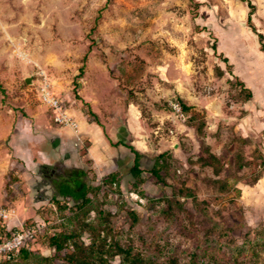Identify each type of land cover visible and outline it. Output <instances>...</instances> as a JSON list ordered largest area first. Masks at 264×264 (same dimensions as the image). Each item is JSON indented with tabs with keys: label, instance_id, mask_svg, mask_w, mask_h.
Here are the masks:
<instances>
[{
	"label": "rangeland",
	"instance_id": "374dc122",
	"mask_svg": "<svg viewBox=\"0 0 264 264\" xmlns=\"http://www.w3.org/2000/svg\"><path fill=\"white\" fill-rule=\"evenodd\" d=\"M248 1L264 42V0ZM248 12L243 0H0V25L34 61L18 60L0 31V233L40 226L28 257L8 264H68L72 245L56 253L49 240L72 231L133 246L147 264H264V136L235 129L251 93L224 60L251 73L264 58ZM41 75L78 125L61 161L41 157L47 130L69 129L42 101ZM119 143L143 151L140 175ZM72 167L86 173V200L53 202L50 179Z\"/></svg>",
	"mask_w": 264,
	"mask_h": 264
},
{
	"label": "trees",
	"instance_id": "16d2710c",
	"mask_svg": "<svg viewBox=\"0 0 264 264\" xmlns=\"http://www.w3.org/2000/svg\"><path fill=\"white\" fill-rule=\"evenodd\" d=\"M243 1L247 2V6L249 8L247 23L249 24V27L252 29V31L257 35L261 51L264 52L263 35L261 33H257L254 26L251 25V15L255 7L248 0ZM224 60L226 63H228L227 59L224 58ZM82 72L83 71L81 68L80 74H82ZM239 84L244 87L241 82ZM75 96L78 98V95ZM178 103L180 104L183 113L187 115L190 111V108L180 99ZM87 107L88 114L91 115L98 124L96 121V115L92 112L89 105H87ZM110 144L112 145L111 142ZM119 144L127 147L134 154L131 173L134 176L140 175L142 172L140 169V158L142 156L141 153L135 150V148L132 146H128L123 143ZM151 173L157 177V179H161L156 166L152 168ZM50 183L54 189V193L51 197L53 202H58L60 199H69L71 202H73V204H77L79 202H84L87 198L89 187L86 181V173L82 169L72 167L66 168L63 171H59L53 175V177L50 179ZM33 226L34 225L28 227ZM15 232H17V230L0 233V241L10 237L11 234ZM49 244L56 253L62 252L68 244H70V246L72 245V252L66 253L63 256L64 260L68 264H112L111 259L115 257L120 259L118 264H147L142 257V254L138 252L133 246L124 247L119 243V241L115 239L108 241V236L100 235L95 232H93V235L91 234L88 244H85L83 241H81L80 233L75 231L52 236L50 237ZM18 254L23 258L28 257V253L25 251L24 247L18 251ZM13 259V256L10 258H2L0 260V264H8ZM168 264H178V261L176 258L171 257L169 258ZM188 264H193V261L189 262Z\"/></svg>",
	"mask_w": 264,
	"mask_h": 264
},
{
	"label": "crops",
	"instance_id": "0c3cea01",
	"mask_svg": "<svg viewBox=\"0 0 264 264\" xmlns=\"http://www.w3.org/2000/svg\"><path fill=\"white\" fill-rule=\"evenodd\" d=\"M224 56L228 59L229 64L232 66L233 77L239 80L244 85L243 88L247 89L248 92L251 93V98H249V100L241 102L240 108L243 110L242 117L240 119L231 117L232 120H239V123L235 124V129L240 132V135L243 139L247 138L250 132L256 133V131L260 133V136H264V58L262 57V54L259 55L258 67L249 69L251 73H245L244 70L238 68L235 64V61H233V59L228 54H224ZM240 56L242 59H246V52L242 50ZM198 106L201 107L202 105L199 104ZM207 113L208 118L214 117L213 113L209 111ZM231 119H226V121L229 122ZM92 126L82 123L83 133L89 136V138H95L101 148L109 149V137L105 135L104 131H102L97 124H93ZM212 127H216V125L213 124ZM65 134H72V130L66 129V131H62L58 128H50L47 130V137L51 138V150L49 153L41 151V157H43L44 163H46L49 158L53 159L54 161H61L65 159ZM89 149V154L92 156V154L95 152H92L93 150L91 147ZM135 150L141 154L143 152L140 149ZM15 156L21 160H24L22 155L15 154Z\"/></svg>",
	"mask_w": 264,
	"mask_h": 264
},
{
	"label": "built area",
	"instance_id": "2783aa9c",
	"mask_svg": "<svg viewBox=\"0 0 264 264\" xmlns=\"http://www.w3.org/2000/svg\"><path fill=\"white\" fill-rule=\"evenodd\" d=\"M44 81V84L41 88V99L43 102L47 103L51 108L55 121L62 127H67L69 129L77 130L78 125L73 119L67 114L63 104L54 98L50 91L48 90L49 83L47 82L46 76L41 75ZM172 109L179 117L183 118L184 113L181 109L179 103L171 104ZM1 214L6 216V211H2ZM40 230L39 225H34L33 227L22 228L21 230L11 234L10 237H7L0 241V260L2 258H10L14 256L18 251L26 245V243L36 236Z\"/></svg>",
	"mask_w": 264,
	"mask_h": 264
},
{
	"label": "clouds",
	"instance_id": "9594fccd",
	"mask_svg": "<svg viewBox=\"0 0 264 264\" xmlns=\"http://www.w3.org/2000/svg\"><path fill=\"white\" fill-rule=\"evenodd\" d=\"M9 26L7 25H0V31L4 32L5 38L8 40L9 44L12 47L13 55L24 63H31L34 62L30 53L25 50L24 46L21 43L19 37L14 35L12 32L8 31Z\"/></svg>",
	"mask_w": 264,
	"mask_h": 264
},
{
	"label": "water",
	"instance_id": "95a60500",
	"mask_svg": "<svg viewBox=\"0 0 264 264\" xmlns=\"http://www.w3.org/2000/svg\"><path fill=\"white\" fill-rule=\"evenodd\" d=\"M25 82H26V83H30L29 79H26Z\"/></svg>",
	"mask_w": 264,
	"mask_h": 264
}]
</instances>
